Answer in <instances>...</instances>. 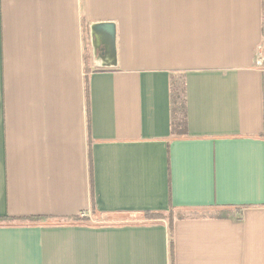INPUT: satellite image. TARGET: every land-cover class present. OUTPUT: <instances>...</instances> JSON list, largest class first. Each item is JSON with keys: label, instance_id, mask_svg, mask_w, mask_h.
Instances as JSON below:
<instances>
[{"label": "crops", "instance_id": "0c3cea01", "mask_svg": "<svg viewBox=\"0 0 264 264\" xmlns=\"http://www.w3.org/2000/svg\"><path fill=\"white\" fill-rule=\"evenodd\" d=\"M263 27L264 0H0V264H264Z\"/></svg>", "mask_w": 264, "mask_h": 264}, {"label": "trees", "instance_id": "16d2710c", "mask_svg": "<svg viewBox=\"0 0 264 264\" xmlns=\"http://www.w3.org/2000/svg\"><path fill=\"white\" fill-rule=\"evenodd\" d=\"M87 82V81H86ZM86 93H87V85H86ZM170 101H171V113H172V125L171 131L173 133L186 135V107H185V86L184 81L179 78L178 80L173 79L171 81V92H170ZM232 210H236L237 213L240 212V208L231 209L230 207H219L217 208V212L214 215L217 218H228L233 216ZM91 213L94 215H98L96 212L93 200L91 205ZM142 215L148 219H161L166 221L168 231L171 233L172 224L175 219H180L181 216L173 207H169L166 212H144ZM7 222L14 224H23L24 222L33 223L36 222L37 219H6Z\"/></svg>", "mask_w": 264, "mask_h": 264}, {"label": "rangeland", "instance_id": "374dc122", "mask_svg": "<svg viewBox=\"0 0 264 264\" xmlns=\"http://www.w3.org/2000/svg\"><path fill=\"white\" fill-rule=\"evenodd\" d=\"M137 217H140V219H145V220H157V219L145 218L142 214ZM76 220L81 221L82 223H88L89 225L101 226V225L109 224L108 220H110V217L94 215L91 212H89V213L83 214V216L82 215L78 216ZM158 220H161V219H158Z\"/></svg>", "mask_w": 264, "mask_h": 264}, {"label": "water", "instance_id": "95a60500", "mask_svg": "<svg viewBox=\"0 0 264 264\" xmlns=\"http://www.w3.org/2000/svg\"><path fill=\"white\" fill-rule=\"evenodd\" d=\"M92 32L105 31L109 34L110 39L114 40V26L112 24H96L91 26ZM94 51V50H93ZM94 55V54H93ZM113 63L107 66L95 65L94 68H115Z\"/></svg>", "mask_w": 264, "mask_h": 264}, {"label": "built area", "instance_id": "2783aa9c", "mask_svg": "<svg viewBox=\"0 0 264 264\" xmlns=\"http://www.w3.org/2000/svg\"><path fill=\"white\" fill-rule=\"evenodd\" d=\"M255 64L259 68L264 69V27L262 29L260 43L255 54ZM83 216V214H82Z\"/></svg>", "mask_w": 264, "mask_h": 264}]
</instances>
